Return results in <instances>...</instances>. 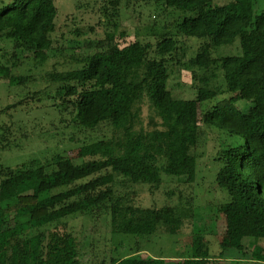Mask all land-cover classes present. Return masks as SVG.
<instances>
[{"label": "trees", "instance_id": "1", "mask_svg": "<svg viewBox=\"0 0 264 264\" xmlns=\"http://www.w3.org/2000/svg\"><path fill=\"white\" fill-rule=\"evenodd\" d=\"M138 1L194 17L165 26L154 56L151 43L123 45L124 33L122 41L115 34L76 41L75 67L67 71L45 69L59 53L54 0H13L0 11V41L12 46L0 49V81L23 97L5 112L27 104L50 107L60 119L50 125L48 139L90 135L79 149L81 163L56 153L0 166V264H82L70 223L79 215L110 218L113 236L135 241L137 252L109 264H169L141 256L143 243L155 237L183 244L173 264L225 259L235 238L248 239L253 263L264 264V0ZM121 2L110 4L117 11ZM183 37L200 42L190 60L194 79L203 73L194 100L175 99L169 89L167 62L178 58ZM215 47L237 54L217 57ZM218 72L223 89L211 86ZM146 100L154 129L138 131ZM242 102H262V111L244 112L237 107ZM212 129L223 138L214 160L220 165L216 183L229 199L218 210L225 226L216 254L198 229L192 188L196 151ZM0 135V152L21 149L29 139L19 122L3 125ZM138 185L162 191L163 205L146 208Z\"/></svg>", "mask_w": 264, "mask_h": 264}, {"label": "rangeland", "instance_id": "2", "mask_svg": "<svg viewBox=\"0 0 264 264\" xmlns=\"http://www.w3.org/2000/svg\"><path fill=\"white\" fill-rule=\"evenodd\" d=\"M13 0H0V11L4 10ZM58 8L57 30L53 34L55 48L59 51L51 62L45 67L51 70L56 67L59 71H67L74 68L71 59L74 42L84 40L103 39L107 34H126L123 45L136 40L152 44V56L155 55L159 35L165 26H173L176 20L184 21L186 18L194 17L193 13H179L170 8L156 6L143 1L122 0L117 11L111 6L113 0H54ZM178 45V58L167 62L169 70V89L175 99L194 100L197 97L196 87L198 80L203 78L202 72L198 79H194L190 60L195 58L199 52L200 42L194 38H181ZM11 44L0 41V49L11 50ZM230 47L213 48L214 55L231 56L237 54V49ZM63 51V52H61ZM25 68V67H24ZM22 69V72L27 69ZM212 87L225 88L222 74L218 72L217 78L211 83ZM23 97L17 91H9L7 85L0 81V128L11 122H19L26 125V134L29 139L23 143L21 149H12L0 152V166L14 168L24 163L44 161L46 157L61 153L67 158L81 163L79 149L87 142L90 135H78L64 137L55 140L48 139V131L53 122L60 119V115L50 107L24 105L21 108L6 111L7 106L19 101ZM215 102H210L214 105ZM240 110L248 112L254 109L260 113L263 108L262 102H242L237 105ZM154 111L146 100L141 106L140 119L136 130H152V118ZM97 134H92L95 137ZM73 138V139H72ZM206 142L201 145L196 155L198 157V176L192 183L196 195V214L200 231L213 246L214 254L218 253V243L224 235V218L219 212L220 206L226 204L229 199L216 183V174L219 163L214 160L218 156L223 140L217 129H212L206 135ZM72 139V140H70ZM1 143V135H0ZM1 147V144H0ZM31 162V163H32ZM30 163V164H31ZM184 182L186 179L183 180ZM187 186V185H186ZM138 196L141 197L143 205L148 209L161 207L164 203L162 191L151 193L148 187L136 186ZM72 231L80 246V258L82 264H101L106 260L109 264L110 258H122L137 252L135 241L127 237L113 236L111 234L112 224L110 218L96 219L93 216H76L70 221ZM12 225L10 222L9 226ZM186 236V235H185ZM184 238V243L191 240ZM188 240V242L186 241ZM141 245L142 241L138 240ZM261 246L264 242L259 243ZM182 243L174 244L164 237H155L149 242L143 243L140 250L141 256L147 258L163 257L169 264L179 259L178 255L184 253ZM231 250L225 259L212 260L209 264H254L256 255L248 248L249 240L246 238H235L231 241Z\"/></svg>", "mask_w": 264, "mask_h": 264}]
</instances>
